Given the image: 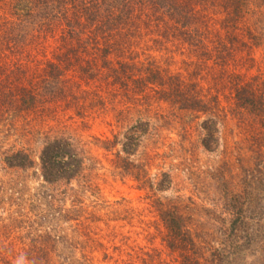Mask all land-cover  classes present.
Returning a JSON list of instances; mask_svg holds the SVG:
<instances>
[{
	"label": "rangeland",
	"instance_id": "374dc122",
	"mask_svg": "<svg viewBox=\"0 0 264 264\" xmlns=\"http://www.w3.org/2000/svg\"><path fill=\"white\" fill-rule=\"evenodd\" d=\"M260 2L252 1L245 18L255 41L246 33L245 45H237L232 57L197 77V89L207 104L209 98L204 112L165 102H155L147 112L129 103L120 107L126 100L118 86L100 102L81 94L77 107L65 104L56 114L38 113L30 123L19 120L6 126L0 120V128L9 129L0 130V153L22 151L36 165L24 170L0 166V177L6 173L11 187L22 186L32 194L43 184L37 165L46 134H71L87 156L82 175L70 184L79 196L75 208L84 223L82 236L74 234L75 222L63 224L60 236H69L71 242L52 248L50 264H79L83 256L90 264H264V112L252 106L242 109L236 97L243 86L257 98L264 94ZM187 51L185 47L146 53L168 63L172 73L189 78L195 59ZM138 120L152 126L132 151L133 141L126 136ZM107 141L113 144L102 145ZM118 153L142 170L147 184L134 178L135 172L116 157ZM72 198L66 209L74 208ZM4 202L2 218L7 216L4 210L15 208L8 199ZM169 206L183 214L194 237L195 247L186 253L170 245L161 216V209Z\"/></svg>",
	"mask_w": 264,
	"mask_h": 264
},
{
	"label": "trees",
	"instance_id": "16d2710c",
	"mask_svg": "<svg viewBox=\"0 0 264 264\" xmlns=\"http://www.w3.org/2000/svg\"><path fill=\"white\" fill-rule=\"evenodd\" d=\"M252 1L0 0V120L6 126L19 120L30 123L38 113L56 114L65 104L77 107L81 94L100 102L118 86L126 100L120 107L129 103L144 106L147 112L155 102H165L180 110L204 112L209 98L207 104L203 91L197 89V77L232 57L237 45H245L246 33L255 41L245 21ZM260 1L264 4L256 0ZM185 47L195 59L189 78L172 73L168 63L146 53ZM236 97L242 109L252 106L264 112V94L257 98L249 86H243L237 88ZM6 126L0 130L8 131ZM151 126L141 120L132 126L126 136L133 141L132 151ZM68 135L60 131L44 136L37 165L43 184L32 194L22 186L11 187L6 173L0 177V212L7 199L15 207L4 210L5 218L0 216V264H50L52 248L71 242L69 236H60L63 224L75 222L74 234L82 236L84 223L75 208L79 196L70 184L82 175L87 156L80 141ZM123 152L132 153L125 148ZM0 155V166L8 170L36 166L22 151ZM116 157L135 172V179L148 183L139 167L119 153ZM69 198L74 208L66 209ZM161 216L171 247L184 253L195 247L187 221L175 206L162 208ZM83 258L79 264H90Z\"/></svg>",
	"mask_w": 264,
	"mask_h": 264
}]
</instances>
